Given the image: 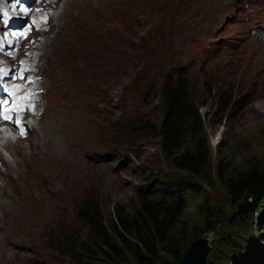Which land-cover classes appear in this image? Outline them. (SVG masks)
Listing matches in <instances>:
<instances>
[{"label": "rangeland", "instance_id": "rangeland-1", "mask_svg": "<svg viewBox=\"0 0 264 264\" xmlns=\"http://www.w3.org/2000/svg\"><path fill=\"white\" fill-rule=\"evenodd\" d=\"M73 1L67 28L72 35L59 30L57 52L45 49L54 59L42 67L48 88L51 81L61 86L59 79L68 84V108L57 122L58 107L47 103L44 114L32 119L26 140L1 141L7 161L0 165V206L20 202L27 207L11 220L0 213V234H8L0 236V264H77L61 245L85 232L76 216L85 198L98 200L110 223L115 205L133 204L136 191L164 188L160 183L187 176L163 159L157 136L138 132L132 140L128 130L134 124L141 130L146 122L160 126L166 111L161 89L170 77L185 80L212 149L205 169L210 182L194 180L200 190L187 193L184 221L199 233L210 208L234 214V223L203 234L212 236L207 261L264 264V213L250 214L258 201L248 195L233 200L226 180L218 179L252 168L264 171V0ZM83 101L92 107L90 117ZM53 129L85 146L78 153L87 150L83 160L57 145L80 164L72 165L69 174L60 170L65 159L40 164ZM8 174L15 178L12 185ZM43 179L49 183L44 191ZM44 208L41 223L21 224ZM229 253L237 257L232 260Z\"/></svg>", "mask_w": 264, "mask_h": 264}, {"label": "trees", "instance_id": "trees-1", "mask_svg": "<svg viewBox=\"0 0 264 264\" xmlns=\"http://www.w3.org/2000/svg\"><path fill=\"white\" fill-rule=\"evenodd\" d=\"M161 92L160 101L166 111L160 126L146 122L141 130L136 124L130 125L128 130L132 140H137L138 132L157 136L163 159L187 176L160 183L164 188L136 191L133 204L122 202L115 205L110 223L105 221L99 201L85 198L84 205L76 213L85 232L66 239L61 245L77 264H182L192 240L216 231L217 225L234 223L237 217L210 208L206 212L204 229L199 233L197 228L184 221L187 193L200 190L194 180L210 182L205 169L212 163V149L200 107L189 95L185 80L170 77ZM218 179L226 180L225 185L233 200L248 195L258 201L256 207L250 208L254 217L264 213V204L261 205L264 201V171L252 168L231 177L222 178L220 174ZM229 247L234 253L238 252L235 245ZM236 257L228 254L232 260ZM212 263V260L208 261V264Z\"/></svg>", "mask_w": 264, "mask_h": 264}, {"label": "bare ground", "instance_id": "bare-ground-1", "mask_svg": "<svg viewBox=\"0 0 264 264\" xmlns=\"http://www.w3.org/2000/svg\"><path fill=\"white\" fill-rule=\"evenodd\" d=\"M46 3H48V7H46L45 9L46 10H49L50 8L53 10V12H50V13H46L44 16H42L41 14L39 13H33L32 11L28 10L27 12V15H31L30 18L32 19H36L37 18V15L38 17H43L44 20H45V24L47 26V34L46 35H42V34H38L37 30L35 28H28L29 29V32H32L33 34V37L35 39H37L38 41H43V40H46L42 43V48H43V51H44V56L49 58L51 56L48 55V53L46 52L45 49H47V46L51 48V51L55 54L57 51V38L59 37V34H60V31L62 32H65L66 29L70 26H68L69 24H72L71 21H70V16L72 14V12L74 11V8H75V3L73 0H44ZM38 5V0H35L34 1V6H37ZM41 10L43 11V9L41 8ZM71 10V12H70ZM40 12V11H39ZM70 12V13H69ZM62 15L60 17V22H59V25L58 26H55L54 28L53 27H50V24L56 19V16L57 15ZM69 14V15H68ZM2 14H0V18H1ZM87 16V15H85ZM3 17V16H2ZM88 20V19H86ZM91 22V21H90ZM81 23V22H80ZM86 23V22H85ZM88 24V23H87ZM42 23H39V28L42 27ZM89 25V24H88ZM73 26V25H72ZM96 26V25H95ZM75 27L78 28L79 27V23L78 21L75 23ZM89 27V30H91L90 26ZM74 28V27H73ZM71 29V28H70ZM60 30V31H59ZM68 30V29H67ZM73 29H71L72 31ZM70 31V30H68ZM67 31V32H68ZM71 31L69 32V35L71 34ZM88 31V30H87ZM92 31V30H91ZM75 32V31H73ZM98 32H100L98 30ZM101 34V33H100ZM68 35V34H67ZM72 35V34H71ZM83 35V34H82ZM88 36V35H87ZM70 37V36H69ZM108 39V38H107ZM98 40V39H97ZM86 41V40H85ZM113 41V40H112ZM79 43V41H78ZM81 43V42H80ZM89 43V42H88ZM91 43V42H90ZM101 43V42H100ZM103 43V42H102ZM108 44V43H107ZM80 45V44H79ZM80 47V46H79ZM87 47V46H86ZM91 48V47H90ZM95 48V47H94ZM104 48V47H103ZM93 50V48H91ZM87 50V49H86ZM56 51V52H55ZM106 51V50H105ZM104 51V52H105ZM114 51V50H113ZM111 55V54H110ZM109 58V57H108ZM57 73V72H56ZM58 74V73H57ZM59 75V74H58ZM61 86L64 87V91L68 90L69 88L68 87V84H61ZM91 89V88H90ZM92 90V89H91ZM102 92V91H101ZM92 94V93H91ZM103 94V93H102ZM93 95V94H92ZM84 96V95H83ZM91 98H94L91 96ZM71 99V98H70ZM81 99V98H80ZM91 100V99H90ZM62 101H66L65 99H63ZM90 103V102H89ZM82 106H85L87 107L89 110V117L91 116V112H92V107L90 108L88 105H86L84 103V101L81 103ZM91 104V103H90ZM68 104L67 102L66 103H63L62 104V107H61V110H60V114H59V117H58V120L57 122H59L65 111H66V108ZM106 109V108H105ZM107 110V109H106ZM81 111V110H79ZM103 112V111H102ZM70 113V112H69ZM83 113V112H82ZM81 115V114H80ZM61 117V118H60ZM108 118V117H107ZM77 122V121H76ZM63 123V122H62ZM72 124V123H71ZM54 130V129H53ZM54 133L56 134H52V138L50 140H44L46 143H45V149H46V154L43 156V155H40V156H43L42 158L39 159L40 161V164L42 163H45V162H48V163H52V164H55L59 161H61L62 159H65V162H66V165L64 168L60 169L63 173H67L69 174V171L71 170L72 168V165H80L76 162H74L73 159H71L70 157L74 158L73 156H67L64 152V149L57 146V145H63V146H68V148L76 153L80 158H83V153L87 150H85L84 152H82L81 154L78 153V148L79 147H85V146H80L78 144H75L69 136H63V135H60L58 134V132L56 130H54ZM91 136V135H90ZM42 137V136H41ZM39 138V137H38ZM47 139V138H46ZM1 141H3V139L1 138L0 139V145H1ZM88 142V141H87ZM3 143V142H2ZM19 143V142H17ZM85 144V143H84ZM87 149L89 150L88 146H86ZM69 150V151H70ZM37 158V157H36ZM23 159L24 160H27V157L26 155H23ZM30 168H32V166L30 165ZM33 169V168H32ZM76 175L79 176L81 174V169H80V166L78 167V169L75 171ZM15 174V172H14ZM31 174V173H30ZM7 182L9 184H13L15 182V178L14 176H11L10 174H8V178H7ZM42 182V191H44L48 184L47 183L48 181L43 179L41 180ZM6 185V184H5ZM5 185H3L2 187H4ZM29 188V187H28ZM60 189V188H59ZM27 193V192H26ZM39 192H37L35 190L34 194H38ZM8 196V195H7ZM12 198V197H11ZM27 198V197H26ZM245 200V203L247 204L246 206L249 205V202L246 201L247 199L244 198ZM8 201V199H7ZM27 206H24L22 205V203L18 202V203H15V204H3L2 206H0V213L1 214H5L9 220H11L19 210L25 208ZM46 208L44 209H38L35 211V216H32V217H28L26 219H23L21 220V224H27L29 222L33 223V222H37V223H41L42 220H43V217H44V211H45ZM3 234H0V236H7V232L6 231H3L2 232ZM1 239V238H0ZM205 239L210 243L211 239H212V236L211 235H207L205 236ZM3 243V242H2Z\"/></svg>", "mask_w": 264, "mask_h": 264}, {"label": "water", "instance_id": "water-1", "mask_svg": "<svg viewBox=\"0 0 264 264\" xmlns=\"http://www.w3.org/2000/svg\"><path fill=\"white\" fill-rule=\"evenodd\" d=\"M212 248L204 235L192 240L182 258V264H208Z\"/></svg>", "mask_w": 264, "mask_h": 264}, {"label": "snow or ice", "instance_id": "snow-or-ice-1", "mask_svg": "<svg viewBox=\"0 0 264 264\" xmlns=\"http://www.w3.org/2000/svg\"><path fill=\"white\" fill-rule=\"evenodd\" d=\"M21 34L23 35V33H21ZM7 111L11 112V111H12V109H7ZM3 118H4V119H10V117H9V116H7V115H5Z\"/></svg>", "mask_w": 264, "mask_h": 264}]
</instances>
